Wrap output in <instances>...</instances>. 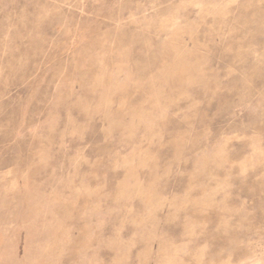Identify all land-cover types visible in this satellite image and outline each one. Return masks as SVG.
<instances>
[{"label":"rangeland","instance_id":"rangeland-1","mask_svg":"<svg viewBox=\"0 0 264 264\" xmlns=\"http://www.w3.org/2000/svg\"><path fill=\"white\" fill-rule=\"evenodd\" d=\"M0 264H264V0H0Z\"/></svg>","mask_w":264,"mask_h":264}]
</instances>
